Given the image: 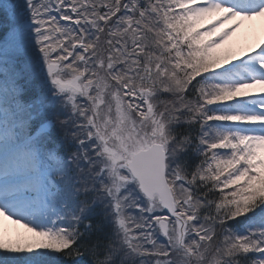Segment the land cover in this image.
Wrapping results in <instances>:
<instances>
[{
	"label": "snow or ice",
	"instance_id": "6c2138e0",
	"mask_svg": "<svg viewBox=\"0 0 264 264\" xmlns=\"http://www.w3.org/2000/svg\"><path fill=\"white\" fill-rule=\"evenodd\" d=\"M0 264H264V0H0Z\"/></svg>",
	"mask_w": 264,
	"mask_h": 264
},
{
	"label": "rangeland",
	"instance_id": "374dc122",
	"mask_svg": "<svg viewBox=\"0 0 264 264\" xmlns=\"http://www.w3.org/2000/svg\"><path fill=\"white\" fill-rule=\"evenodd\" d=\"M7 223V222H6Z\"/></svg>",
	"mask_w": 264,
	"mask_h": 264
}]
</instances>
